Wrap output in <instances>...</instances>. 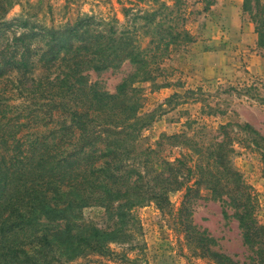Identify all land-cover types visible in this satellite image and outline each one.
I'll return each mask as SVG.
<instances>
[{
	"label": "trees",
	"instance_id": "1",
	"mask_svg": "<svg viewBox=\"0 0 264 264\" xmlns=\"http://www.w3.org/2000/svg\"><path fill=\"white\" fill-rule=\"evenodd\" d=\"M145 1L126 0L122 22L82 17L54 28L5 20L13 0H0V264H54L53 241L72 256L110 255L109 244L127 243L139 228L134 210L149 204L171 214L216 264H239L192 226L191 205L203 192L224 219L232 210L243 244L258 247L255 264H264V226L231 165L230 124L210 143L185 132L161 134L153 145L142 137L153 116L140 115L135 85L154 82L171 52L194 42L184 0ZM200 1L203 11L214 2ZM241 11L264 52V2L242 0ZM125 64L131 70L113 93L88 80ZM180 191L173 212L169 197ZM86 209L102 224L85 223Z\"/></svg>",
	"mask_w": 264,
	"mask_h": 264
},
{
	"label": "rangeland",
	"instance_id": "2",
	"mask_svg": "<svg viewBox=\"0 0 264 264\" xmlns=\"http://www.w3.org/2000/svg\"><path fill=\"white\" fill-rule=\"evenodd\" d=\"M146 0L144 6L152 5ZM167 2L169 0H159ZM187 4L186 30L194 42L171 52L160 67L154 82L135 85L140 89V115L151 114L153 122L142 132L146 144L153 145L161 134L195 136L210 143L220 126L230 124L234 152L231 165L247 186L254 200V218L264 226V52L256 48V35L248 15L241 11L242 0H214L205 11L200 0ZM264 2V0H261ZM146 2H149L146 4ZM126 0H13L5 20L26 19L43 27H63L82 17L123 21ZM131 70L122 65L116 71L88 73L89 82L113 93ZM166 84V85H163ZM248 124L253 132L239 126ZM219 139V138H218ZM183 191L171 194L173 212ZM191 205L194 228L210 240L213 251L239 264H255V249L242 242L232 210L221 215L217 201L205 192ZM139 228L124 244H109L112 254L99 255L89 250L74 253L62 250L53 241L54 264H216L189 242L171 214L153 204L134 210ZM83 221L102 224L94 209H86ZM259 249L264 251V240Z\"/></svg>",
	"mask_w": 264,
	"mask_h": 264
}]
</instances>
